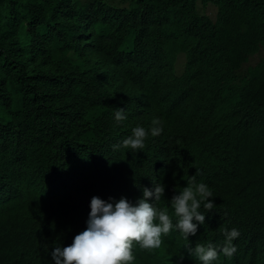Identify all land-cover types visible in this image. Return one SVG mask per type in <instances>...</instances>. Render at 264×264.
<instances>
[{
  "label": "trees",
  "instance_id": "obj_1",
  "mask_svg": "<svg viewBox=\"0 0 264 264\" xmlns=\"http://www.w3.org/2000/svg\"><path fill=\"white\" fill-rule=\"evenodd\" d=\"M154 119L143 150L113 149ZM192 176L205 223L134 244L132 264H199L188 249L233 226L225 264H264V0H0V264H54L94 196L135 204L160 183L169 211Z\"/></svg>",
  "mask_w": 264,
  "mask_h": 264
},
{
  "label": "clouds",
  "instance_id": "obj_2",
  "mask_svg": "<svg viewBox=\"0 0 264 264\" xmlns=\"http://www.w3.org/2000/svg\"><path fill=\"white\" fill-rule=\"evenodd\" d=\"M125 111H116L117 122L127 119ZM152 125L150 130L141 126L134 127L132 134L122 144L113 145V149L123 147L133 152L143 150L149 131L153 137L159 136L163 131L160 120L154 119ZM127 177L125 182H119L122 194H125L130 183L138 180L131 172ZM175 191L178 194L172 196L170 203L173 209L169 206V211L154 206L165 195V185L160 183H153L151 189L143 188L142 198L135 204L125 197L115 202H109L113 199L111 197L109 201L92 197L86 229L74 237L71 245L56 246L50 253L52 261L54 264H132L135 259L132 251L134 244L143 250L158 249L163 237L174 228L186 240L189 236H195L198 225L205 223V213L212 212L215 207L210 199L213 198V193L207 184L197 183L195 176L186 181L182 190ZM149 200L153 202L150 203ZM202 206L203 213L200 211ZM173 212L178 218L175 225L170 218ZM223 234L225 240L221 247H217L215 240L208 241L207 246L196 244L194 248L188 249L190 255L199 264H213L217 260L221 264L227 263L237 253L240 232L233 226L231 231L226 229ZM166 258L170 259L171 255L167 254ZM181 258L185 259L181 264H185L186 256L183 254Z\"/></svg>",
  "mask_w": 264,
  "mask_h": 264
},
{
  "label": "rangeland",
  "instance_id": "obj_3",
  "mask_svg": "<svg viewBox=\"0 0 264 264\" xmlns=\"http://www.w3.org/2000/svg\"><path fill=\"white\" fill-rule=\"evenodd\" d=\"M179 61H181V58H179Z\"/></svg>",
  "mask_w": 264,
  "mask_h": 264
}]
</instances>
